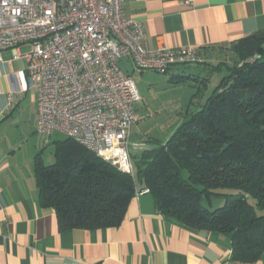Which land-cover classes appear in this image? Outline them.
Instances as JSON below:
<instances>
[{
    "label": "trees",
    "instance_id": "trees-1",
    "mask_svg": "<svg viewBox=\"0 0 264 264\" xmlns=\"http://www.w3.org/2000/svg\"><path fill=\"white\" fill-rule=\"evenodd\" d=\"M218 49L233 60L207 62L202 54L193 65L210 63L208 74L224 65L226 73L166 138H147L152 145L131 156L135 175L68 137L53 163L35 155L39 203L54 209L60 230L118 226L132 197L146 190L162 215L226 235L232 261L264 259V30ZM213 196L223 204L205 206Z\"/></svg>",
    "mask_w": 264,
    "mask_h": 264
},
{
    "label": "crops",
    "instance_id": "crops-1",
    "mask_svg": "<svg viewBox=\"0 0 264 264\" xmlns=\"http://www.w3.org/2000/svg\"><path fill=\"white\" fill-rule=\"evenodd\" d=\"M124 1L126 13L143 23L148 49L194 46L207 62L219 46L264 30V0ZM119 65L134 72L128 58ZM179 67L169 73L183 74ZM26 120L36 130L37 85L28 86L24 61L6 47L0 51V264H240L231 260L226 235L162 215L148 191L132 197L118 226L60 230L54 209L39 203L35 156L19 157L18 144L5 139Z\"/></svg>",
    "mask_w": 264,
    "mask_h": 264
},
{
    "label": "built area",
    "instance_id": "built-area-1",
    "mask_svg": "<svg viewBox=\"0 0 264 264\" xmlns=\"http://www.w3.org/2000/svg\"><path fill=\"white\" fill-rule=\"evenodd\" d=\"M6 47L24 61L28 86L37 85L36 131L61 132L131 175L128 142L141 95L119 60L164 74L202 60L194 46L148 49L124 0H0V51Z\"/></svg>",
    "mask_w": 264,
    "mask_h": 264
},
{
    "label": "rangeland",
    "instance_id": "rangeland-1",
    "mask_svg": "<svg viewBox=\"0 0 264 264\" xmlns=\"http://www.w3.org/2000/svg\"><path fill=\"white\" fill-rule=\"evenodd\" d=\"M213 61H232L230 51H219ZM210 64V63H209ZM209 64L184 65L179 70L190 78H183L179 82L170 80L171 73H159L150 69L142 72H133L131 77L140 92L141 100L136 105L138 116L132 125L131 136L128 142V153L133 158L144 148L150 147L147 138L158 140L166 138L173 127L179 122L186 112L198 109L226 73V66L218 71L208 74ZM190 73V74H189ZM207 78V80H203ZM6 136V140L15 141L18 156L23 159H33L40 154L47 164L54 162V152L57 146L66 139L63 133L55 131L50 136L34 130L32 125L19 123L13 134ZM147 141V142H146ZM19 146V147H18ZM136 170H134V175ZM223 198L213 196L209 204L204 199L203 204L215 208L223 204Z\"/></svg>",
    "mask_w": 264,
    "mask_h": 264
}]
</instances>
